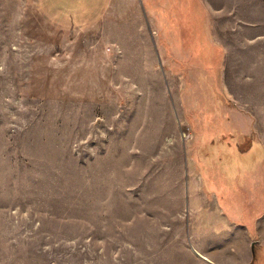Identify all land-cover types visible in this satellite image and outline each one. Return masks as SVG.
Returning <instances> with one entry per match:
<instances>
[{
	"label": "rangeland",
	"instance_id": "rangeland-1",
	"mask_svg": "<svg viewBox=\"0 0 264 264\" xmlns=\"http://www.w3.org/2000/svg\"><path fill=\"white\" fill-rule=\"evenodd\" d=\"M263 149L264 0H0V264H264Z\"/></svg>",
	"mask_w": 264,
	"mask_h": 264
},
{
	"label": "crops",
	"instance_id": "crops-1",
	"mask_svg": "<svg viewBox=\"0 0 264 264\" xmlns=\"http://www.w3.org/2000/svg\"><path fill=\"white\" fill-rule=\"evenodd\" d=\"M235 146L234 147H239L238 143H234ZM254 148L259 149L260 148V143H255L253 142L252 146H250V149L253 151ZM239 149V148H238ZM264 151V149H263ZM259 162L257 161V171L259 170ZM249 167V166H248ZM246 168V171L249 173L248 177L251 176L253 173L255 172V166L254 167H250V168ZM231 170H229L230 173H232V175L230 176L231 178L233 177L232 182L227 183L225 180V176L226 173H224L225 169H223V166H220V171L222 174V177L224 178V189L226 190L227 195H215V206H213L212 208L209 209H203L201 210V212L205 211V215L208 216H220L222 215L223 217H225V221L231 225H241L238 223L241 222H245V219H248L249 221H253V223L256 224V222L258 221V219L256 218V216H259L262 214L260 208H264V195H241L242 199H243V216L239 217L238 216V211L235 208V204H233L232 206H230L231 200L233 199H237L236 195H228L230 192H234L236 189L239 190L240 186L238 185L239 183L237 182L238 177L240 176H244V175H239L238 170L236 169L235 166H230L229 167ZM215 170V169H214ZM227 170V169H226ZM215 172V171H214ZM212 176V180L214 182V178H213V174L210 173ZM251 178V177H250ZM253 179V177H252ZM217 191V190H216ZM222 191V190H221ZM231 198V200H230ZM229 199V200H228ZM259 199L261 201H259ZM216 205L220 206L219 209L221 211V213H218V208H216ZM231 209V210H230ZM208 210V211H207Z\"/></svg>",
	"mask_w": 264,
	"mask_h": 264
},
{
	"label": "trees",
	"instance_id": "trees-1",
	"mask_svg": "<svg viewBox=\"0 0 264 264\" xmlns=\"http://www.w3.org/2000/svg\"><path fill=\"white\" fill-rule=\"evenodd\" d=\"M194 13H195V12H194ZM200 13H201L200 11H199L198 13H195V16H196V18H197V21H196V23L194 24L195 26L197 25V23L200 24L199 21H198V20L200 19ZM205 26H206V25H205ZM205 40L208 41L207 39H205ZM205 44H206V43H205ZM206 45H207V44H206ZM209 45H210V44H209ZM209 47H210V48H208V49H210V50L212 51V53H211L212 55H211V56H213V53H214L213 50H217V51H219L218 47H215V46H213V45H210Z\"/></svg>",
	"mask_w": 264,
	"mask_h": 264
}]
</instances>
